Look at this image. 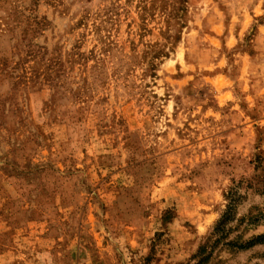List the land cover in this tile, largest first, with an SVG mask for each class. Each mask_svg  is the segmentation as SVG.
<instances>
[{"label": "rangeland", "instance_id": "rangeland-1", "mask_svg": "<svg viewBox=\"0 0 264 264\" xmlns=\"http://www.w3.org/2000/svg\"><path fill=\"white\" fill-rule=\"evenodd\" d=\"M259 24L264 0H0V264H264Z\"/></svg>", "mask_w": 264, "mask_h": 264}, {"label": "trees", "instance_id": "trees-1", "mask_svg": "<svg viewBox=\"0 0 264 264\" xmlns=\"http://www.w3.org/2000/svg\"><path fill=\"white\" fill-rule=\"evenodd\" d=\"M226 219H228V212H226V213L223 215V221L226 220ZM220 225H221V224H218V225L216 226V230H219ZM204 252H205V247H204V246L200 247V249H199V255H200V256L203 255V257L200 259V261L198 262V264H202V263H204V261L208 258V256L204 255Z\"/></svg>", "mask_w": 264, "mask_h": 264}, {"label": "crops", "instance_id": "crops-1", "mask_svg": "<svg viewBox=\"0 0 264 264\" xmlns=\"http://www.w3.org/2000/svg\"><path fill=\"white\" fill-rule=\"evenodd\" d=\"M256 32L258 33H260V32H264V25H261V24H259L258 26H257V28H256Z\"/></svg>", "mask_w": 264, "mask_h": 264}]
</instances>
